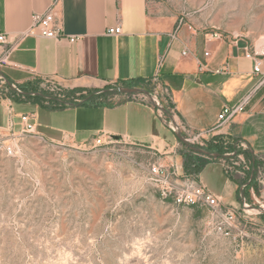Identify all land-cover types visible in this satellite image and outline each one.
<instances>
[{"label": "crops", "instance_id": "obj_1", "mask_svg": "<svg viewBox=\"0 0 264 264\" xmlns=\"http://www.w3.org/2000/svg\"><path fill=\"white\" fill-rule=\"evenodd\" d=\"M49 10L64 35L78 39L26 36L19 42L33 13ZM117 25L120 34L108 33ZM0 31L10 35L8 45L19 42L9 54L11 65L1 70L9 82L31 89L47 80L88 95L122 83L156 81V91L174 109L182 134H201L203 147L197 149L224 156L242 151L244 144L245 155L264 164V81L254 71V59L246 56L251 43L199 30L189 20L179 23L178 15L148 0H0ZM251 45L263 54L264 71V51ZM243 99L244 110L216 127L223 107ZM46 104L20 94L0 95V127L11 116L18 122L19 115L33 113L37 132L55 142L85 145L104 132L115 139L112 143L145 147L151 159L173 165L178 178L185 175L189 154L206 161L192 176L197 184L210 189L224 207L240 204L237 195L248 180L228 173L220 158L188 150L151 103L122 94L110 102L59 108Z\"/></svg>", "mask_w": 264, "mask_h": 264}, {"label": "rangeland", "instance_id": "obj_2", "mask_svg": "<svg viewBox=\"0 0 264 264\" xmlns=\"http://www.w3.org/2000/svg\"><path fill=\"white\" fill-rule=\"evenodd\" d=\"M148 1L178 15L179 23L189 20L264 51V0ZM33 86L68 101L84 99L57 83ZM157 88L143 81L101 89L110 102ZM155 157L124 142L94 147L43 135L21 140L14 157L0 154V264H264V190L256 180L241 190L248 205L239 193L228 220L227 207L165 198L150 180ZM184 176L173 175L176 185Z\"/></svg>", "mask_w": 264, "mask_h": 264}, {"label": "built area", "instance_id": "obj_3", "mask_svg": "<svg viewBox=\"0 0 264 264\" xmlns=\"http://www.w3.org/2000/svg\"><path fill=\"white\" fill-rule=\"evenodd\" d=\"M122 31L121 25H117L109 28L108 33L110 34H120ZM217 35V34H216ZM26 36H35V37H44V38H54L61 39L67 38L64 35L63 29L60 23L56 20L52 11H47L45 13H33L32 15V24L31 26L20 33L19 42ZM69 42H74L78 39V36H69ZM10 40V35L7 32L0 31V95L5 94L4 92L8 91V89H12L17 94L23 96H29L25 92L30 93L29 97H35L36 94H42L46 97H42L43 100L48 103L49 101H56L59 104L68 105L67 102H81L82 100L74 99L73 101H68L64 99L62 95H46L38 90H24L19 88L20 85L16 83L9 82L1 73L3 67L11 65L9 61V54L14 49L16 45H8ZM208 54L207 52L205 53ZM255 51L254 48L248 49L246 56L249 58H253L255 65L254 71L256 73L262 74V80L264 81V71H262V56ZM42 82H51L52 81H42ZM49 90H55L50 88ZM3 91V92H2ZM143 98H139L132 94V98L144 100L151 103L160 116L164 119V121L173 129L177 134H182L184 129L180 126L178 121L175 119V111L174 109L164 104L159 94L155 92H149L146 94L142 92ZM246 101L245 99L240 100L234 104L226 105L223 107L221 112L217 117L216 127L222 126L229 119H231L234 115L244 110ZM19 121H15L13 116L10 117L9 122L5 127H0V154L7 157H14L18 154L20 141L25 139L26 137L32 136H40L41 134L37 132L35 115L33 113L21 114L18 116ZM179 136V135H178ZM183 137V143L188 148V150L195 152L201 156H205L208 158H220L221 163L224 169L228 173H239L242 175L248 182L241 185V190L243 186L249 183L252 179L256 180L258 185L264 190V164L256 163L255 158L247 157L244 151L247 149V146L244 144H240V148L242 151L238 150H230L224 153V156H218L219 154L211 153L207 154L206 151L202 148L203 144L200 142L201 134L188 133L186 135H181ZM115 139L112 136L105 134L104 132L97 134L95 138L90 142L94 147L102 146L109 143H112ZM198 145L201 150L197 149ZM217 155V156H216ZM150 180L155 183V185L160 189L161 194L166 198L168 196H173V201L177 204H187V205H199V206H207L212 208L213 210L223 208L219 198L207 187L197 184L192 176L185 174L184 183H179L176 185V181L173 180L174 170L173 165L165 166L160 163H154L150 166ZM176 175V174H175ZM178 183V182H177ZM180 185V186H179ZM242 194V193H241ZM264 194V192H263ZM242 197V195H241ZM243 205H248L246 203L245 196L242 197ZM224 216L228 220L234 219V211L230 208H227L224 211Z\"/></svg>", "mask_w": 264, "mask_h": 264}, {"label": "trees", "instance_id": "obj_4", "mask_svg": "<svg viewBox=\"0 0 264 264\" xmlns=\"http://www.w3.org/2000/svg\"><path fill=\"white\" fill-rule=\"evenodd\" d=\"M35 89V88H33ZM25 88V90L30 91L33 90ZM109 92L106 91H102L99 93H96V91L90 92L88 95H83L81 94V96L86 100L84 103H92L94 101H103V97H105L106 95H108ZM35 98L37 99H41L43 100L42 96H35ZM15 100H17L18 98H14ZM75 98L72 99V101ZM47 107L50 108H59V107H65L64 104H59L56 101H49L48 104H46ZM206 164V161L204 160H199L198 158H195L189 154L185 155V162H184V169H185V174L186 175H195L197 173H199L204 165Z\"/></svg>", "mask_w": 264, "mask_h": 264}, {"label": "water", "instance_id": "obj_5", "mask_svg": "<svg viewBox=\"0 0 264 264\" xmlns=\"http://www.w3.org/2000/svg\"><path fill=\"white\" fill-rule=\"evenodd\" d=\"M118 90H120V91H122V92H134V90H132V89H120V88H117ZM143 92H145L146 94H148L149 92H147V91H143ZM27 95H29L30 96V93H28V92H25ZM36 96H42V97H46L45 95H42V94H36ZM86 100L84 99V100H82L81 102H77V103H73V102H67L68 103V105H70V106H76V105H80V104H82V103H84ZM179 136H180V138L183 140V137L180 135V134H178ZM242 197H243V194H242Z\"/></svg>", "mask_w": 264, "mask_h": 264}]
</instances>
